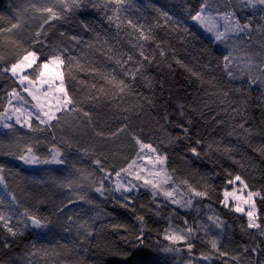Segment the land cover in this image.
I'll return each mask as SVG.
<instances>
[{
	"label": "snow or ice",
	"instance_id": "obj_1",
	"mask_svg": "<svg viewBox=\"0 0 264 264\" xmlns=\"http://www.w3.org/2000/svg\"><path fill=\"white\" fill-rule=\"evenodd\" d=\"M7 7L0 264H264V0Z\"/></svg>",
	"mask_w": 264,
	"mask_h": 264
},
{
	"label": "trees",
	"instance_id": "obj_2",
	"mask_svg": "<svg viewBox=\"0 0 264 264\" xmlns=\"http://www.w3.org/2000/svg\"><path fill=\"white\" fill-rule=\"evenodd\" d=\"M11 2V0H0V14H3L5 12H7L8 10V4ZM135 2L138 4V5H146L148 4L149 2L151 3H154V4H157V5H164V4H169L172 2V0H135ZM109 208L111 209V206H109ZM116 212L120 213L121 215H123V212L124 210L122 209H115ZM25 242L27 243L28 241L25 240Z\"/></svg>",
	"mask_w": 264,
	"mask_h": 264
}]
</instances>
